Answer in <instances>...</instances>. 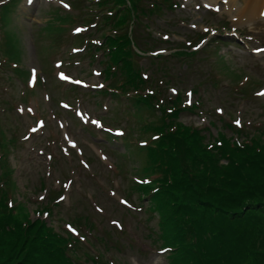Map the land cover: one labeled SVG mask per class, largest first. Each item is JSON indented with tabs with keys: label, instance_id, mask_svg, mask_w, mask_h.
<instances>
[{
	"label": "rangeland",
	"instance_id": "rangeland-1",
	"mask_svg": "<svg viewBox=\"0 0 264 264\" xmlns=\"http://www.w3.org/2000/svg\"><path fill=\"white\" fill-rule=\"evenodd\" d=\"M177 1L179 8H167L134 27L139 49L160 50L141 55L133 47L139 53L134 56L135 64L150 82L143 92L157 87L164 98L180 92L183 105H197V109L183 111L179 120L200 128L215 121L211 132H207L211 138L222 131L234 134L226 122L237 120L240 124H235L256 132L264 126V95L259 94L264 92V18H241L229 0ZM5 2L0 0V4ZM69 3L70 0H19L8 9L9 21L0 20V122L7 138L19 130L18 147L10 156L12 167L17 169V196L22 200L18 194H25L33 211L47 205L51 190L62 191L65 199L56 200L53 214L45 213L44 217L57 229L69 230L81 240L78 253L84 259L87 254L102 251L108 264H169L167 253L160 250L152 233L158 228L157 217L141 206L148 201L140 200L137 192L129 195L133 181L144 173L145 151L135 140L128 139L148 137L142 118L156 119L161 111L149 116L148 111H135L127 96L113 97L98 90L108 83L101 73L102 51H97L91 61L84 43L72 34L82 27L73 25L58 35L51 26L67 12L83 15L79 14L83 7L72 10ZM243 3L244 0L237 1L240 7ZM80 23L79 18L76 24ZM97 28L96 25L88 32L92 31L91 35L100 41ZM206 33L211 40H204L193 57L184 59L172 54L178 49L192 50L188 46L199 43ZM55 38L58 46L51 43ZM74 50L80 53L73 54ZM3 53L20 60L23 70H35L45 77L30 102L22 100L24 78L11 68ZM61 72L72 82L61 79ZM78 80L83 83H75ZM251 80L258 85L253 81L249 84ZM70 84L78 88L69 89ZM245 85L249 94L240 90ZM77 111L83 115H77ZM41 120L44 126L32 132ZM107 133L116 137L107 141ZM69 138L76 142L75 148L68 143ZM249 180L239 181L234 193L239 197L247 192L249 198L243 204H248V212L237 216L235 222H230L231 214L224 215L226 220L220 217L224 223H234L247 231L241 258L232 264H264V201L259 200L264 177L254 174ZM44 183L46 187L41 188ZM35 215L31 216H38ZM83 216L88 217V224H94L90 230L82 224L84 220H78ZM100 238L106 240L102 242ZM227 245L222 249L232 252L234 243ZM26 254L13 236L0 238V264H13Z\"/></svg>",
	"mask_w": 264,
	"mask_h": 264
},
{
	"label": "trees",
	"instance_id": "trees-1",
	"mask_svg": "<svg viewBox=\"0 0 264 264\" xmlns=\"http://www.w3.org/2000/svg\"><path fill=\"white\" fill-rule=\"evenodd\" d=\"M167 1L169 3V0L95 2V8L101 10L104 24L109 27L108 32L103 33L105 59L102 64L110 83L102 92L119 96L134 91L129 99L139 111L145 109L155 114L157 105L162 106L158 121L142 118L146 133L150 134L148 144L139 147L145 151L142 175L149 180L142 179L131 188L139 198L148 201L145 208L158 216L156 239L160 246L169 248V264H213L214 259L232 264L241 258L247 231H241V227L230 222L248 212V204L243 201L249 198L247 192L239 193V197L234 193L239 181H250L254 174L264 177V128L250 133L227 124L244 139L238 141L223 131L211 139L206 133H210L209 127L199 129L178 121L184 109L195 107H183L180 94L172 98L171 103H165L157 90L143 93L150 82L142 76V68L135 64L134 56L139 53L133 45L138 46L139 38L130 35L129 27L132 23L135 27L141 25L144 17L161 11V2ZM110 30L116 31L109 33ZM176 55L187 57L188 52L178 51ZM0 136V238L13 236L22 252H27L13 264H24V260L27 264H90L91 260L92 264H105L103 260L90 258L89 254L86 259L79 255V245L66 234L69 232L58 230L41 217L31 216L25 195L18 194L24 200L16 196V171L9 159V144H14L15 138H7L2 129ZM260 190L263 194L259 200L263 202L264 189ZM45 208L50 211L51 206ZM218 208L229 209V212L223 213ZM229 214L233 221L224 223L220 217L225 219L224 215ZM231 243L235 246L232 252L222 249L226 244L230 247Z\"/></svg>",
	"mask_w": 264,
	"mask_h": 264
},
{
	"label": "bare ground",
	"instance_id": "bare-ground-1",
	"mask_svg": "<svg viewBox=\"0 0 264 264\" xmlns=\"http://www.w3.org/2000/svg\"><path fill=\"white\" fill-rule=\"evenodd\" d=\"M239 0H229L232 10L238 12L241 18L252 20L254 17L264 18V0H244L243 5H237Z\"/></svg>",
	"mask_w": 264,
	"mask_h": 264
},
{
	"label": "snow or ice",
	"instance_id": "snow-or-ice-1",
	"mask_svg": "<svg viewBox=\"0 0 264 264\" xmlns=\"http://www.w3.org/2000/svg\"><path fill=\"white\" fill-rule=\"evenodd\" d=\"M68 5H65V7H67ZM82 29H80V28H76L75 29V31H77V32H79V31H81ZM33 71H35V70H33ZM59 76H60V78L61 79H63V80H69V79H71V77H69V76H67V75H65L63 72H61V73H59ZM75 83H83V81H75ZM173 92H175L176 91V89H173L172 90ZM260 95H264V92H261V93H259ZM189 95H191V94H189ZM64 107H68V105L67 104H65V105H63ZM20 111H24V109H21ZM28 111L29 112H32L33 111V109H28ZM219 111H222V109H219ZM77 115H83L81 112H79V111H77ZM93 123H99L98 121H92ZM235 123H237V124H240V121L239 120H237V121H235ZM44 126V121H38V127H33L32 128V132H37L40 128H42ZM61 127H63V124H61ZM68 143H70L71 145H72V147L73 148H75L77 145H76V142L75 141H73V140H71L70 138L68 139ZM65 151H67V150H65ZM85 166H87V165H85ZM113 195H114V193H113ZM41 199H43V197L41 198ZM61 199L63 200V199H65L64 197H61ZM124 204H127L128 203V201H122ZM101 211H102V209H101ZM113 223H118V221H113ZM68 228L72 231V232H76V229L72 226V225H68Z\"/></svg>",
	"mask_w": 264,
	"mask_h": 264
}]
</instances>
